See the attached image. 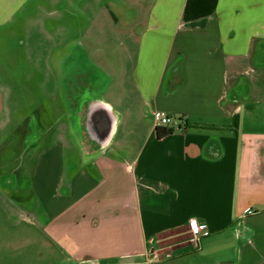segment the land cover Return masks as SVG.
<instances>
[{
    "label": "crops",
    "instance_id": "1",
    "mask_svg": "<svg viewBox=\"0 0 264 264\" xmlns=\"http://www.w3.org/2000/svg\"><path fill=\"white\" fill-rule=\"evenodd\" d=\"M110 4L132 27L114 77L50 59L54 101L13 137L37 138L0 151V264H264V0H0V31L44 10L84 46L55 32ZM159 112L180 129L160 137Z\"/></svg>",
    "mask_w": 264,
    "mask_h": 264
},
{
    "label": "rangeland",
    "instance_id": "2",
    "mask_svg": "<svg viewBox=\"0 0 264 264\" xmlns=\"http://www.w3.org/2000/svg\"><path fill=\"white\" fill-rule=\"evenodd\" d=\"M87 1L92 0H83V2ZM113 5H108L109 10L106 14H101L97 8L84 9L83 14L72 11L68 17L74 28L68 29L67 33L64 29L55 32L58 38H73L72 42L81 32L85 37L92 39L88 40L89 42L82 40L83 44L85 43L84 46L76 45L77 42L73 45L56 44L59 39L50 38L49 15L44 10L39 14V19H35L40 23L34 21L36 14L24 13L15 18L6 33L0 31V85L4 96V116L0 119V151L8 155L21 153L37 138L36 132H33L27 135V141L15 142L18 137H23V131L16 138L13 137L18 132L21 121L33 120L34 108L38 105H48L54 99V94L49 93L53 88L52 79H49L52 72V69H49L50 59L61 63L68 57L75 59L76 56H82L84 64L88 65L89 60L90 70L98 73L95 69L96 65L101 67L103 65L105 71L114 77L113 69L116 68V59L121 56L126 58L130 49L129 46H120L115 39L118 36L122 37L132 27L125 24L124 15L123 23H117L112 13L115 10ZM35 23L38 26L34 25ZM136 32H139L138 29ZM5 34L7 39L4 37ZM53 71L58 74L65 73V70L62 72L59 66L54 69V65ZM56 80L60 87H64L67 82L60 78ZM104 84H107V81ZM110 85L113 90L117 89L113 79L110 80ZM36 116H39V113H36ZM42 144H46L45 141ZM33 148L31 146L28 149Z\"/></svg>",
    "mask_w": 264,
    "mask_h": 264
},
{
    "label": "built area",
    "instance_id": "3",
    "mask_svg": "<svg viewBox=\"0 0 264 264\" xmlns=\"http://www.w3.org/2000/svg\"><path fill=\"white\" fill-rule=\"evenodd\" d=\"M155 121L157 127H167L171 129H180V121L172 119L166 116L164 113H156ZM247 213L249 210L246 211ZM208 231V226L205 223H200L197 220H192L189 222V232L192 235L194 241H199V239L205 235ZM163 257H170V254L166 253L162 255L160 251H155L152 253V259L160 260Z\"/></svg>",
    "mask_w": 264,
    "mask_h": 264
},
{
    "label": "trees",
    "instance_id": "4",
    "mask_svg": "<svg viewBox=\"0 0 264 264\" xmlns=\"http://www.w3.org/2000/svg\"><path fill=\"white\" fill-rule=\"evenodd\" d=\"M171 132H172V129H164L162 132L161 131L159 132V136L163 137V136L168 135Z\"/></svg>",
    "mask_w": 264,
    "mask_h": 264
}]
</instances>
